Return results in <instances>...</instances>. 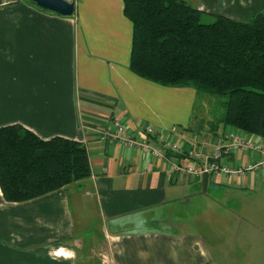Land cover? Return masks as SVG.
I'll return each instance as SVG.
<instances>
[{
	"label": "crops",
	"instance_id": "obj_1",
	"mask_svg": "<svg viewBox=\"0 0 264 264\" xmlns=\"http://www.w3.org/2000/svg\"><path fill=\"white\" fill-rule=\"evenodd\" d=\"M68 1L76 2L71 17L42 10L31 0H0V128L19 125L43 140L83 143L92 176L20 204L6 202L0 187V264H177L165 254L171 247L184 254L179 264H215L205 260L208 250L196 247L195 236L164 235L177 226L157 213L172 210L186 183L172 165H191L192 150L212 157L229 129L213 141L205 136L204 148L198 132L189 130L196 91L160 86L131 72L134 28L124 0ZM185 1L239 22L264 12V0ZM116 122L134 141L146 140L150 127L161 137L148 138L147 150L128 145L129 136L103 141L100 133ZM173 128L182 132V155L169 156L161 145ZM263 160L261 154L238 152L221 162ZM217 175L210 176L208 190ZM188 181L202 188V179ZM145 212L148 217H142Z\"/></svg>",
	"mask_w": 264,
	"mask_h": 264
},
{
	"label": "trees",
	"instance_id": "obj_2",
	"mask_svg": "<svg viewBox=\"0 0 264 264\" xmlns=\"http://www.w3.org/2000/svg\"><path fill=\"white\" fill-rule=\"evenodd\" d=\"M124 14L134 28L133 74L164 87L192 88L198 98H217L221 113L208 122L214 137L229 129L264 141V12L248 22L222 15L207 22L210 14L185 0H124ZM193 120L189 130L197 133L202 129L195 126V107ZM91 176L83 143L43 140L19 125L0 128L6 202L26 203Z\"/></svg>",
	"mask_w": 264,
	"mask_h": 264
},
{
	"label": "rangeland",
	"instance_id": "obj_3",
	"mask_svg": "<svg viewBox=\"0 0 264 264\" xmlns=\"http://www.w3.org/2000/svg\"><path fill=\"white\" fill-rule=\"evenodd\" d=\"M215 19L216 15L210 14L203 20L209 22ZM195 113V126L202 129L198 132V136L202 137L200 143L206 148V144H203L205 136H211L210 141H213L211 138L214 137L209 123L216 122L221 113L219 100L200 96L195 103ZM176 143L182 147L181 143ZM211 147L207 146V149L210 150ZM222 177L220 174L212 176V183L206 194L201 193L202 188H196L194 181L189 182L186 179V183L180 185V198L172 206V210L157 213L168 221L169 226H177L168 227L165 229L166 234L163 233L178 240L182 239L180 237L183 235L195 236L198 242V246H195L205 247L208 250L203 252L205 260L213 258L215 264L264 261L263 172L250 173L242 179L234 180L235 182L232 179L223 180ZM144 216L148 217L149 213H143L142 217ZM158 224L160 227L161 221ZM243 247L248 250L243 251ZM176 251L171 247L165 254L171 258L173 256L179 264V257H184V254ZM151 257L153 261H157L155 254L151 253ZM182 260L185 261L183 258Z\"/></svg>",
	"mask_w": 264,
	"mask_h": 264
},
{
	"label": "built area",
	"instance_id": "obj_4",
	"mask_svg": "<svg viewBox=\"0 0 264 264\" xmlns=\"http://www.w3.org/2000/svg\"><path fill=\"white\" fill-rule=\"evenodd\" d=\"M146 140L142 142V137L137 138L136 141L130 137L127 128L120 122H116L113 128L107 129L100 133L103 141H108L110 138L116 139L120 136H129L127 142L131 146H142L149 149L147 143L148 138L157 139L161 137V132L153 127L145 130ZM161 142L164 150L168 152L182 155L184 154L183 147L178 143H182L180 133L177 128H173L166 138ZM184 143V142H183ZM243 152L248 155L251 152L261 154L264 156V145L257 140L256 137L247 135L240 131L229 130L223 137L218 138L216 149L212 157L202 158L195 153V150L189 151L187 157L193 162L191 165L173 164V171L186 177L190 180H201L205 174L214 175L220 174L225 178L234 180L242 179L250 173L264 171V160L261 162H247L240 165L224 164L222 159L235 156L236 153ZM156 156H161L157 152H153ZM165 158V156H164Z\"/></svg>",
	"mask_w": 264,
	"mask_h": 264
},
{
	"label": "water",
	"instance_id": "obj_5",
	"mask_svg": "<svg viewBox=\"0 0 264 264\" xmlns=\"http://www.w3.org/2000/svg\"><path fill=\"white\" fill-rule=\"evenodd\" d=\"M40 9L49 11L63 17H71L76 11V2L68 0H31ZM210 175L205 174L202 178V194L208 191Z\"/></svg>",
	"mask_w": 264,
	"mask_h": 264
},
{
	"label": "snow or ice",
	"instance_id": "obj_6",
	"mask_svg": "<svg viewBox=\"0 0 264 264\" xmlns=\"http://www.w3.org/2000/svg\"><path fill=\"white\" fill-rule=\"evenodd\" d=\"M57 255H58V253H57Z\"/></svg>",
	"mask_w": 264,
	"mask_h": 264
}]
</instances>
